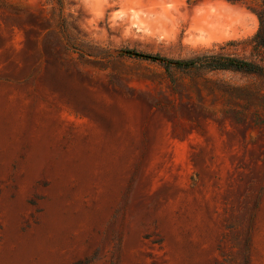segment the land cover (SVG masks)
<instances>
[{"label":"rangeland","instance_id":"rangeland-1","mask_svg":"<svg viewBox=\"0 0 264 264\" xmlns=\"http://www.w3.org/2000/svg\"><path fill=\"white\" fill-rule=\"evenodd\" d=\"M264 0H0V264H264Z\"/></svg>","mask_w":264,"mask_h":264},{"label":"trees","instance_id":"trees-1","mask_svg":"<svg viewBox=\"0 0 264 264\" xmlns=\"http://www.w3.org/2000/svg\"><path fill=\"white\" fill-rule=\"evenodd\" d=\"M258 20V30L252 39L257 48H264V4L254 12ZM143 59L158 62L164 68L179 70H192L201 68L206 71H233L264 77L263 69L251 62L240 60L235 57L222 55H206L191 60H170L159 56L143 55Z\"/></svg>","mask_w":264,"mask_h":264}]
</instances>
